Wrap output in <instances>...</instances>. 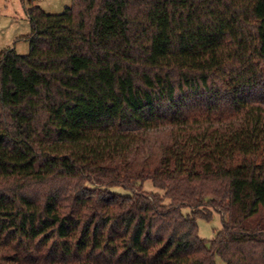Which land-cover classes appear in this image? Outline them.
I'll list each match as a JSON object with an SVG mask.
<instances>
[{
    "label": "trees",
    "instance_id": "1",
    "mask_svg": "<svg viewBox=\"0 0 264 264\" xmlns=\"http://www.w3.org/2000/svg\"><path fill=\"white\" fill-rule=\"evenodd\" d=\"M28 13L30 52H0V264H264V0ZM160 128L159 165L120 172Z\"/></svg>",
    "mask_w": 264,
    "mask_h": 264
},
{
    "label": "rangeland",
    "instance_id": "2",
    "mask_svg": "<svg viewBox=\"0 0 264 264\" xmlns=\"http://www.w3.org/2000/svg\"><path fill=\"white\" fill-rule=\"evenodd\" d=\"M31 1L47 13L52 14L62 13L73 4V0H0V52L6 49H14L19 54L30 52V41L26 37L31 33V21L28 13ZM171 143L170 129L154 130L143 143L138 144V148L129 155L126 163L120 160L115 165L122 173L133 176L141 173L147 174L159 165L165 147ZM143 189L148 192L163 193L154 186L151 180L144 182ZM184 212L189 213L190 209L184 208ZM197 223L200 237L211 243L223 228V216L220 212L213 210L210 219L200 216L197 217ZM217 263L225 264L221 257H217Z\"/></svg>",
    "mask_w": 264,
    "mask_h": 264
}]
</instances>
